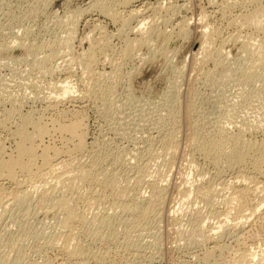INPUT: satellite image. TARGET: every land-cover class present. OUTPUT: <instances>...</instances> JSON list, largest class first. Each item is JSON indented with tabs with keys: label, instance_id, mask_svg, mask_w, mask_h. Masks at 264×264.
Returning <instances> with one entry per match:
<instances>
[{
	"label": "rangeland",
	"instance_id": "obj_1",
	"mask_svg": "<svg viewBox=\"0 0 264 264\" xmlns=\"http://www.w3.org/2000/svg\"><path fill=\"white\" fill-rule=\"evenodd\" d=\"M95 1L0 0V48L11 45L10 50H0V150L7 154L14 151L17 141L14 130L25 118L30 123L39 121L38 124L47 128L46 136L35 139L37 155L46 146L60 151L71 148L66 135L53 132L50 121L66 124L77 117L82 122L87 149L73 153V160L77 157L76 162L87 166L93 159L90 155L100 157L103 159L100 170L115 175L116 179L112 189L102 186L100 178L98 183L83 184L84 187L75 186L74 182L72 191L62 189L70 207L81 216V221L74 223L68 232L59 223L61 213L57 211L60 210L51 202L40 205L33 198L21 206L13 205L6 210L0 207V264L2 261L4 264H77L79 261V264L81 259L86 264H236L244 253L258 254L264 250V202L249 221L244 219L240 227H232L236 211L229 196L233 190L231 184L222 183L231 176L250 174L252 170L247 163L250 160L230 169L222 165L217 169L208 157L212 155L200 152L189 135L197 127L194 132L198 138L209 139L206 131L215 127L236 135L244 124L257 123L263 132L249 129L245 138L264 139V70L257 69L251 77L254 79L247 80L236 78L237 70L231 65L234 69L226 73L231 78H220V68L205 61L202 55H195L204 33L206 36L212 31L218 32L220 38H213L211 50L220 49V55L229 57L228 60L244 55L240 42L234 43V37L246 36L253 46L259 44L261 33L234 24H238L235 23L238 15L259 4L264 6V0H256L253 5L247 4L250 0H150L154 5L159 4V8L163 6V11L155 17L151 41L147 48L135 49L134 56L125 59L120 54L123 47L120 24L99 16L93 7ZM120 1L102 0L103 6L116 11L118 18L122 16ZM170 1L174 12L165 13L164 7ZM71 16L80 19H75V24L69 20ZM184 18L187 35H179L176 26ZM132 21L130 26L135 24ZM72 24L75 36L69 51L62 42L64 32ZM128 32L127 36L133 38L132 32ZM89 56L93 59L91 63ZM62 78L69 81L68 96L81 99L73 106L60 90ZM239 78L242 80L238 81ZM58 96L61 101L56 103L52 98ZM171 103L174 109L170 111ZM78 105L80 108L74 107ZM198 121L201 126L195 124ZM170 124L176 128V147L170 152L172 156L170 153L164 156L157 137L166 134ZM30 129L32 125L27 126L32 132ZM140 168L143 171L138 182ZM208 182L213 187L211 197V193L208 195L212 199L206 198L205 202L202 194L194 192L198 186L206 188ZM155 183L163 190L158 209L142 221H131L128 210L119 209L117 203L122 200L129 204L131 198L138 196L137 199L146 198ZM49 186H35L31 193L35 192L36 196L41 189H51L52 198L63 196L61 187ZM253 188L252 185L254 194L247 196L250 203L261 198ZM224 199H228L230 207ZM105 216L110 217L109 227L97 226V221ZM209 234H214L210 237L212 241L207 240ZM67 248L78 250L80 259L70 258L65 252Z\"/></svg>",
	"mask_w": 264,
	"mask_h": 264
},
{
	"label": "bare ground",
	"instance_id": "obj_2",
	"mask_svg": "<svg viewBox=\"0 0 264 264\" xmlns=\"http://www.w3.org/2000/svg\"><path fill=\"white\" fill-rule=\"evenodd\" d=\"M119 1V0H118ZM152 1V0H151ZM163 1V0H162ZM227 1V0H226ZM104 2V0H103ZM102 0H97L93 3V7L95 9V11H97L99 13V16H103L106 19H108L110 22L112 23H117L120 24L119 26V34H121L120 36L122 37L123 40V47L122 50H120V54H121V58L125 59L127 57L132 58V55L134 56V50L136 49L138 51V49L140 50V48H144L148 46L149 42L151 41V36L153 34V24L155 21V17L157 16V14L159 12H161V10L163 11V6L159 8V4L158 5H154L150 2V0H122L119 3H121L122 6V10H121V14L122 16H120L118 18V16L116 15V11H112L111 9H109L108 7H104ZM137 3V4H135ZM157 3V1H156ZM155 3V4H156ZM212 3V2H211ZM227 3V2H226ZM251 3H256V0H250V2H248L247 4L253 5ZM258 3V2H257ZM116 4V3H115ZM161 4V3H160ZM214 4V3H213ZM106 5V4H105ZM109 5V4H108ZM164 5V4H163ZM167 5V6H166ZM164 7V11L169 12L170 11L174 12L173 10V2H167ZM234 5V4H233ZM256 5V4H255ZM258 5V4H257ZM118 6V5H117ZM176 6V5H175ZM180 7H184L183 6H179ZM254 7V6H252ZM91 9V8H90ZM114 9V8H113ZM182 9V8H181ZM250 10V9H249ZM178 11V10H177ZM222 11V10H221ZM224 12V11H223ZM159 15V14H158ZM173 15V14H172ZM230 15V14H229ZM234 15V14H233ZM68 17V16H67ZM66 17V18H67ZM170 17V16H169ZM158 18V17H157ZM69 19V18H68ZM79 20L80 18L76 17H72L69 19L72 22H76V20ZM168 19V18H167ZM182 19V18H181ZM203 19V18H202ZM231 19V18H230ZM68 20V21H69ZM131 20L135 21L134 26H130V22ZM68 21H66L68 23ZM95 20H93L94 22ZM98 21V20H97ZM132 21V22H133ZM171 21V20H170ZM180 22L177 23L178 25L176 26V30L178 31L177 34L181 35L182 33H184V23L186 24V20L185 18L183 20H179ZM62 22V21H61ZM71 22V23H72ZM215 22V21H214ZM234 22V21H232ZM238 24H234L239 26V28H249L252 30H255L256 32H259L263 35V38H261V40H259V44H257L256 46H253L252 44H250V39H248V37H242V39H240L238 36L237 38L234 37V43L240 42V49L242 51L241 56H238L237 58L233 59V60H228L229 57L223 55H220V49H213L211 50V45L212 42L214 41L213 38H216L218 35L215 31H210L211 34H207L205 36L204 33V38L203 40H201V43L199 45V47L196 49L195 51V55L199 54L202 55L200 57H202L205 61L207 62H211L212 64H214L213 66H215L216 68H220V74L221 77H227L228 75H226V73L230 72L232 66H234V68L237 70L235 73L237 74L236 78L238 76L242 77V78H247L250 79L251 77L255 76V71H257V69L260 70H264V6H261L259 4V6H255V8H252V10L245 12L244 14H240L235 18V23ZM70 23V24H71ZM92 23V22H91ZM157 23V22H156ZM170 23V22H169ZM76 24V23H75ZM96 24V23H95ZM88 25V24H87ZM206 25V24H205ZM67 26V25H66ZM207 26V25H206ZM175 27V26H174ZM75 27L73 26V24L67 29L64 36V41L62 42V45L66 48H69V51L71 50V44L73 42V36L74 35V29ZM207 29V28H206ZM132 32V34L134 35L133 38H129L126 34V31ZM186 31V30H185ZM220 31V30H219ZM128 32V33H129ZM206 32V31H205ZM208 32V31H207ZM209 32V33H210ZM185 34V33H184ZM202 34V33H201ZM257 34V33H256ZM187 35V34H185ZM203 35V34H202ZM201 36V35H200ZM203 37V36H202ZM219 37V36H218ZM241 37V36H240ZM255 37V36H254ZM220 38V37H219ZM240 39V40H239ZM217 40V39H215ZM222 40V39H221ZM224 40V39H223ZM222 40V41H223ZM64 43V44H63ZM223 43V42H222ZM226 43V42H225ZM258 43V42H257ZM255 44V43H254ZM23 45V44H21ZM219 45V44H218ZM222 45V44H220ZM4 46V45H3ZM11 46V45H9ZM9 46H4L5 48L2 47V49H9ZM102 46V45H101ZM107 46V45H106ZM224 46V45H223ZM73 47V46H72ZM150 47V46H149ZM12 48V47H11ZM90 48V47H89ZM92 48V47H91ZM90 48V49H91ZM0 48V50H2ZM100 49V47H99ZM121 49V48H120ZM27 50V49H26ZM93 50V49H92ZM90 50V52H92L91 54H93L95 52V50ZM103 50V49H101ZM135 50V51H136ZM68 51V50H67ZM74 51V50H73ZM99 51V50H98ZM136 51V52H137ZM156 51V50H155ZM103 52V51H102ZM89 53V52H88ZM98 53V52H97ZM226 53V52H225ZM138 54V53H137ZM140 55V54H139ZM93 56V55H91ZM51 57V56H50ZM48 56V58H50ZM90 57V56H89ZM47 58V59H48ZM128 58V59H129ZM45 59V58H44ZM92 59V57H90L89 63H91L90 60ZM101 61V60H100ZM202 62V61H201ZM88 63V64H89ZM205 63V62H204ZM85 64V63H84ZM90 65V64H89ZM232 65V66H231ZM61 67V66H59ZM85 67V65H84ZM88 66H86V70H88L87 68ZM230 67V68H228ZM57 68V66L55 67ZM54 68V70H55ZM62 68V67H61ZM90 68V67H89ZM232 68V69H234ZM53 68L51 67V70ZM182 69V68H181ZM64 70V69H63ZM90 70V69H89ZM177 70V69H176ZM215 70V69H214ZM217 70V69H216ZM47 71V70H46ZM50 71V70H48ZM47 71V72H48ZM56 71H59L56 69ZM66 71V70H65ZM85 71V70H84ZM64 72V71H63ZM89 71H87L88 73ZM108 72V71H106ZM217 72V71H216ZM50 73V72H49ZM52 73V72H51ZM67 73V72H66ZM86 73V72H85ZM86 73V74H87ZM258 73V72H256ZM89 74V73H88ZM106 74V73H105ZM218 74V72H217ZM219 74V76H220ZM225 75V76H224ZM233 75H234V71H233ZM202 76V75H201ZM218 76V75H217ZM218 76V77H219ZM229 77V76H228ZM234 77V76H232ZM231 78V76L229 77ZM235 78V79H236ZM63 79V78H62ZM69 79V78H68ZM227 79V78H226ZM241 78L237 79L238 81ZM254 78H251V80ZM90 80V79H89ZM92 80V79H91ZM225 80V79H224ZM232 80L234 81V79L232 78ZM242 80V79H241ZM245 80V79H244ZM246 80V83L248 82ZM69 82V81H68ZM68 82H67V78H64L61 81V84H63L62 86L60 85L59 87L61 88L60 90L62 91V93L64 95H67V100L72 104V106L74 104H76L78 101H80L81 99L79 97H74L73 95H69V91H68ZM175 83V82H174ZM237 83V82H236ZM243 83V82H242ZM245 83V82H244ZM173 84V83H172ZM178 85V84H177ZM238 85V84H237ZM243 85V84H242ZM56 86V85H55ZM175 86V85H174ZM71 88V87H70ZM75 93V92H74ZM83 93V92H82ZM87 93V92H86ZM46 95V94H45ZM56 95V94H54ZM52 96V95H51ZM82 96V95H81ZM80 100H79V99ZM236 98V97H235ZM38 99V98H37ZM56 103H58L59 101H61V99L58 97L56 98H52ZM65 99V98H64ZM52 101V100H50ZM220 102V101H219ZM213 103V102H212ZM53 104V103H52ZM80 105V104H79ZM78 105V106H79ZM219 105V104H218ZM50 106V105H49ZM74 106L77 108H80V106ZM48 107V106H47ZM168 108L171 110L174 109L173 104L171 103V105L168 106ZM209 108V107H208ZM212 108V107H211ZM216 108V107H215ZM76 109V108H75ZM72 110V109H71ZM187 110V109H186ZM213 110V109H212ZM232 110V109H231ZM233 111V110H232ZM73 112V111H72ZM172 113V112H171ZM170 113V114H171ZM188 115L190 114V109H188L187 111ZM207 113V112H206ZM261 113V112H260ZM62 114V113H61ZM185 114V113H184ZM232 114V113H231ZM152 115V114H151ZM187 115V116H188ZM228 115V114H227ZM190 116V115H189ZM203 116V115H202ZM73 117V116H72ZM191 117V116H190ZM204 117V116H203ZM50 118V117H49ZM169 118V117H168ZM172 118V116H171ZM188 118V117H187ZM197 118V117H196ZM202 118V117H201ZM206 118V117H205ZM204 118V119H205ZM227 118V117H226ZM28 119V118H27ZM22 119V122L20 123V125L14 130V134L15 137L17 138L16 145L14 148V151L10 154H7L5 152H2L0 150V207L5 209L10 207V206H15L17 204H26V203H30L32 202L34 199H36V201L40 204V205H46L48 204L47 202H51L50 204L53 207H56V210L59 209L60 211H57L59 213H61V217H60V225L62 227V229L64 230H68L71 231L70 229L73 228L72 225L76 222H80L81 221V216H79L78 213L75 212V209H72L70 207V202L68 203L67 199L64 197V192H62V189H66V190H71L72 187L75 188V186H78V184H92L94 182L98 183V178L99 182L101 183V185L103 186H108L109 188L112 189L113 184L115 183L114 181L116 180L113 176H110L108 173L102 172L100 169V164L103 162L102 160H100V157L97 158L91 157L92 159L91 161H89V164L87 166L80 164L78 162L75 161V158L73 160V157L71 156L73 153H80L83 152V150L86 148V144H85V140H84V133L82 130V122L77 119V117L68 122H65L66 124L56 121V120H51V128L53 129V132L56 131L58 134L60 135H66L65 139L67 141L68 144H70L71 148L66 147L64 149V151H60V150H52L49 146L43 147L41 146V152L39 155H37L36 153V147L34 146L35 143V139L41 136H44L47 133V128H45L44 126H42L41 124H38L37 122L34 123L33 122H29V119L27 120ZM65 119V118H64ZM173 119V118H172ZM192 119V118H190ZM189 119V120H190ZM204 119L201 121H204ZM255 119V118H254ZM195 120V119H194ZM229 120V119H228ZM174 121V119L172 120ZM171 121V123H172ZM193 121V119H192ZM196 121V120H195ZM200 121V122H201ZM145 122V121H144ZM160 122V121H159ZM205 122V121H204ZM250 122V121H249ZM153 123V122H152ZM194 123V121H193ZM199 121L196 122L195 124L200 125ZM244 123V122H243ZM46 124V123H45ZM157 124V123H156ZM192 124V122L190 123ZM202 124V123H201ZM205 124V123H204ZM202 124V125H204ZM257 123H252V124H244V126L242 127V129L240 130V132L238 131L236 135L230 134L227 131L228 130H222V128H217L215 127L214 129H210V132L206 134H208V138L209 139H203L201 137L202 140L199 141L200 139L198 138V134L197 132L195 133L194 131H197L198 127L197 125L195 126V128L197 127V129H194L193 131H191L190 133L192 134V136L189 135L190 140L192 143H197V146L200 148V152L202 151V153L206 156L208 155H212V156H208L210 158V160L212 161V163L217 167L220 168V166H225L226 168L230 169L233 168L234 166L237 165H242L244 164V161L247 159H249L250 161L247 162L249 163V167L251 168V172L250 174L244 173V174H238V176H231L230 179H227L224 177L225 181H222L223 184H231V189L233 191V195L229 196L230 197V204L232 205V208L234 207V210L236 211V217L234 218V222L232 227H240V225L243 224V221L245 219L244 222H246V219L251 218L253 216H255L259 210V208H261L262 203L264 202V139H260V141H254L253 139H249L250 137H248V139L245 138V133L247 132V130L249 129H253L254 131H262V128L258 125H255ZM32 125L33 129H30L32 132H29L27 130V126ZM166 125V124H165ZM170 128L167 130L168 132L166 134H159V136L157 137L158 142L161 144V149L162 151H164V156H166V154H169L170 152H174L175 147H176V143H175V132H176V128H173V125L170 124ZM220 125V124H219ZM218 125V126H219ZM237 125V124H236ZM192 126V125H191ZM201 126V125H200ZM205 126V125H204ZM217 126V125H216ZM31 127V126H30ZM167 127V126H166ZM175 127V126H174ZM220 127V126H219ZM50 128V129H51ZM192 128V127H190ZM224 128V127H223ZM226 128V127H225ZM264 128V127H263ZM49 129V128H48ZM201 129V128H200ZM239 129V128H238ZM11 130V129H10ZM264 130V129H263ZM209 131V130H208ZM231 131V130H230ZM52 132V133H53ZM160 132V131H159ZM158 132V133H159ZM199 132V131H198ZM263 132V131H262ZM55 133V132H54ZM161 133V132H160ZM163 133V132H162ZM178 134V133H177ZM248 134V133H247ZM50 135V134H48ZM52 135V134H51ZM150 135V134H149ZM200 135V134H199ZM46 136V135H45ZM154 136V135H153ZM180 136V135H179ZM206 136V135H205ZM206 136V138H207ZM210 136V137H209ZM248 136V135H247ZM62 137V136H61ZM87 137V136H86ZM188 137V139H189ZM198 138V139H197ZM56 139V138H55ZM62 139V138H61ZM60 139V141H61ZM64 139V140H65ZM155 139V138H154ZM182 139V138H181ZM41 141V140H40ZM188 142V141H187ZM66 144V143H65ZM189 144V142H188ZM191 144V143H190ZM38 145V144H37ZM54 145V144H53ZM63 145V144H62ZM92 145V144H91ZM196 144H194L195 146ZM44 146V145H43ZM94 146V145H93ZM190 147V145H188ZM192 145V147H194ZM4 147V146H3ZM184 147V146H183ZM196 147V146H195ZM198 147H196L197 149H199ZM191 148V147H190ZM87 149V148H86ZM85 149V150H86ZM92 149V148H91ZM189 149V148H188ZM195 149V148H194ZM84 150V151H85ZM149 150V149H148ZM130 151V150H129ZM161 151V152H162ZM178 151V150H177ZM182 151V150H181ZM95 152V151H94ZM91 151V153H94ZM103 152V151H102ZM88 153V152H87ZM199 153V151H198ZM197 153V154H198ZM52 156H51V155ZM96 154V153H95ZM172 156V153H170ZM65 155V156H63ZM97 155V154H96ZM149 155V154H148ZM203 155V156H204ZM76 156V155H75ZM161 156V155H160ZM204 156V157H206ZM72 157V158H71ZM133 157V156H132ZM169 157V155H168ZM167 157V158H168ZM36 158H39V162L37 163ZM136 158V157H135ZM207 158V157H206ZM105 159V158H104ZM107 160V159H106ZM112 160V159H111ZM102 161V162H101ZM129 161V160H128ZM101 162V163H100ZM154 162V161H153ZM245 162V163H246ZM134 163V162H133ZM190 163V162H189ZM140 164V163H139ZM146 164V163H145ZM169 164V163H168ZM136 166V165H135ZM138 167V166H137ZM224 167V168H225ZM245 167V166H244ZM139 168V167H138ZM165 168V167H164ZM247 168V167H246ZM141 169V168H140ZM138 170L139 176L137 177V180L141 179L140 177H142V169ZM221 169V168H220ZM242 170V169H241ZM146 171V170H145ZM222 171V170H220ZM248 172V171H247ZM225 174V173H224ZM138 175V174H137ZM230 176V175H229ZM144 177V176H143ZM166 177V176H165ZM221 177V176H220ZM21 178V179H20ZM106 180V181H105ZM138 180V182H139ZM223 180V178H222ZM77 183V185L74 184ZM114 182V183H113ZM129 182V181H128ZM154 183V181H153ZM197 183V182H196ZM209 186L203 189V187H197V189L195 188L194 193H199L202 196V200L205 198V202H207L208 200H206V198L208 199H212L209 198V194L212 192L213 187L211 188V183L208 182ZM221 183V182H220ZM30 185V187H29ZM50 185V186H49ZM59 186L61 187V192L63 194V196L61 197H56L54 196V198H52L50 195V190L48 189H41L42 191L36 192V196L34 195L32 190L36 189L38 186V188L41 187H45V186H49V188L53 189V186ZM75 185V186H73ZM87 185V186H88ZM153 185V184H152ZM202 185V184H201ZM222 185V184H221ZM251 185V186H250ZM253 185V189L255 190L254 192H259V196L261 197L260 200L255 202V203H250L249 201H247V196L253 192H251V187ZM55 186V187H56ZM151 186V185H150ZM84 187V185L82 186ZM250 187V188H249ZM30 188V189H28ZM73 188V189H74ZM105 188V187H104ZM108 189V188H106ZM124 189V188H123ZM190 190V189H189ZM188 190V191H189ZM57 191V190H56ZM72 191V190H71ZM75 191V190H74ZM110 191V190H109ZM162 188L157 187L156 183L155 185L151 186V192L149 193V196H147L146 198H139L137 199L136 197L133 199L131 198V203H123L122 200H119V204L117 208L122 209V210H128V215L131 217V221L133 222H138V221H142L143 218L147 217L149 213L154 212L158 209V202L161 197L162 194ZM192 191V190H190ZM253 191V190H252ZM68 192V191H66ZM53 193V192H52ZM128 193V192H127ZM188 193V192H187ZM192 193V192H191ZM77 194V193H76ZM140 194V193H138ZM183 194V193H182ZM254 194V193H253ZM35 197H32V196ZM54 195V194H53ZM60 195V194H59ZM58 195V196H59ZM135 195V194H134ZM186 195V193H185ZM185 195H183L185 197ZM190 195V194H189ZM193 195V194H192ZM198 195V196H200ZM212 193L210 194L211 197ZM252 195V194H251ZM122 196V195H121ZM182 196V195H181ZM182 196V197H183ZM187 196V195H186ZM208 196V197H207ZM258 196V197H259ZM181 197V198H182ZM204 197V198H203ZM216 197V196H215ZM34 198V199H33ZM127 198V197H126ZM227 198V196H226ZM33 199V200H32ZM136 199V201H135ZM184 199V198H183ZM217 200V199H216ZM225 200V199H224ZM121 201V202H120ZM184 201V200H183ZM223 201V200H222ZM228 201L225 200L223 202ZM127 202V201H126ZM204 202V201H203ZM204 202V203H205ZM213 202V201H212ZM215 202V201H214ZM217 202V201H216ZM37 203V204H38ZM209 203V202H208ZM49 204V205H50ZM113 204H115L113 202ZM211 204V203H210ZM222 204V203H221ZM226 204H228V202H226ZM108 205V204H107ZM177 205H179L177 203ZM208 205V204H207ZM229 205V204H228ZM227 205V206H228ZM51 206V207H52ZM116 206V205H115ZM185 206V205H184ZM212 206V204L210 205ZM52 207V208H53ZM208 207V206H207ZM220 207V206H219ZM230 207V205H229ZM231 208V209H232ZM46 209V208H45ZM54 209V208H53ZM118 209V210H119ZM11 211V210H10ZM55 211V209L53 210ZM209 211V210H208ZM217 211V210H216ZM243 211L247 212V213H243ZM111 212V211H110ZM124 213V212H123ZM158 213V212H157ZM197 213V212H196ZM241 213H243L242 215H240ZM10 214V213H9ZM78 214V215H77ZM193 214V212H192ZM260 214V212H259ZM147 215V216H146ZM175 215V214H174ZM263 215V214H262ZM60 216V215H59ZM230 217V216H229ZM109 218L110 217H103L100 218L97 221V226H102L103 227H109ZM129 218V217H128ZM231 218V217H230ZM260 218V217H259ZM125 220V219H124ZM145 220V219H144ZM95 221V220H94ZM129 221V220H128ZM209 221V220H208ZM230 221V220H229ZM249 221V219H248ZM86 222V221H85ZM127 222V220H126ZM214 223V222H213ZM218 223V222H217ZM99 224V225H98ZM200 224V223H199ZM228 224V223H227ZM226 225V224H225ZM229 225V224H228ZM232 225V224H231ZM201 226V225H200ZM224 226V225H222ZM60 227V226H59ZM60 227V228H61ZM202 227V226H201ZM207 227V226H206ZM224 228V227H222ZM137 229V228H136ZM197 229V228H196ZM201 229V228H200ZM205 229V228H204ZM209 229V228H208ZM212 230V229H211ZM221 231V229H218ZM223 230V229H222ZM6 231V230H5ZM137 231V230H136ZM226 231V229H225ZM66 232V233H67ZM197 232V231H196ZM199 233H201L200 231H198ZM209 232V231H208ZM69 234V233H68ZM198 234V233H197ZM196 234V235H197ZM67 235V234H66ZM64 235V236H66ZM70 235V234H69ZM208 235V233L206 234ZM214 235V234H213ZM208 236V238H210L211 236ZM71 236V235H70ZM67 237V236H66ZM65 237V240H66ZM197 237V236H196ZM219 237V236H218ZM69 238V237H68ZM67 238V239H68ZM206 237H204L205 239ZM213 238V237H212ZM212 238L207 239L208 241L211 240ZM193 239V238H192ZM217 239V238H216ZM64 240V241H65ZM70 240V238H69ZM68 240V241H69ZM238 240V239H235ZM207 241V242H208ZM67 242V241H66ZM65 242V243H66ZM199 242V240H198ZM239 242V241H238ZM202 243V241H201ZM215 243V242H214ZM161 244V243H160ZM207 244V243H206ZM66 246V245H65ZM67 247V246H66ZM220 247V246H219ZM65 248V247H64ZM71 248V247H70ZM69 248V249H70ZM68 248L65 249V252L68 254V256L71 257H77L79 256V251L76 249H70ZM251 249V248H250ZM264 249V248H263ZM64 250V249H63ZM209 250V249H208ZM213 250V249H212ZM249 251V250H248ZM243 252V251H242ZM240 253V252H239ZM208 256V255H207ZM237 256V255H236ZM240 258L238 259V261L236 262V264H247V259L250 258L248 261L249 263L251 262V264H264V250L260 251L258 254H254L252 255L251 253H244L242 255L239 256ZM80 259V256L77 257ZM238 258V257H237ZM256 260H253L255 259ZM78 259V260H79ZM82 261V259H81ZM80 263L81 264H86L83 261ZM1 262V260H0ZM79 262V261H78ZM77 262V264H78ZM233 262V261H232ZM9 263V262H8ZM12 263V262H11ZM79 263V264H80ZM235 263V262H234ZM248 263V264H249ZM2 264L3 261H2ZM14 264H19L17 262H14ZM58 264V263H57ZM207 264V263H206Z\"/></svg>",
	"mask_w": 264,
	"mask_h": 264
}]
</instances>
